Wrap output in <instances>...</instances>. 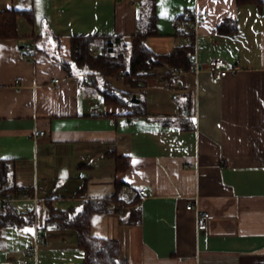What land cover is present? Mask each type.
<instances>
[{
    "label": "crops",
    "instance_id": "1",
    "mask_svg": "<svg viewBox=\"0 0 264 264\" xmlns=\"http://www.w3.org/2000/svg\"><path fill=\"white\" fill-rule=\"evenodd\" d=\"M139 8L140 0H0V11L35 17L33 23L19 17L23 39L0 40V158L11 161L10 183L33 193L15 204L18 210L37 204L46 239L37 262L83 263L75 230L42 227L50 206L67 210L117 194L125 202L140 198L141 222L125 223L111 208L93 215L92 233L116 240L129 264H264V7L157 0L158 35L147 39L155 54L182 43L177 21L184 12L207 14L196 28L200 70L178 73L169 87L159 80L170 71L166 65L142 88L111 80L145 99L147 114L130 116L129 107L104 104L61 59H69L72 36L134 34ZM223 18L237 21L236 34H218ZM30 41L35 48L27 58ZM214 57L238 72L213 84ZM165 119H189L194 128ZM36 130L45 135L35 137ZM112 151L129 158L127 171L116 172L114 158L105 156ZM85 178L86 193L78 197ZM117 181L125 184L118 189ZM196 207L210 214L204 231L197 230ZM34 238V224L2 228L0 264H21Z\"/></svg>",
    "mask_w": 264,
    "mask_h": 264
},
{
    "label": "trees",
    "instance_id": "2",
    "mask_svg": "<svg viewBox=\"0 0 264 264\" xmlns=\"http://www.w3.org/2000/svg\"><path fill=\"white\" fill-rule=\"evenodd\" d=\"M238 5L251 4L259 10L264 7V0H236ZM24 16L28 22H34V14L24 10L0 11V40L23 39L19 33L18 19ZM184 13L178 18V33L195 39V30L184 27ZM157 0H140L139 15L136 32L129 37L120 35H75L70 39L69 59H61L69 75L86 74L90 81L88 85L94 86L101 96L104 104L129 107L130 116H145L146 102L137 97L138 103L132 102L130 92L115 88L111 80H122L131 88H142L154 77L153 71L162 66H168L170 71L159 78L169 87L177 79V74L191 71L194 61L191 59L196 51L195 44H180L176 49L165 55L155 54L148 45V37L158 35ZM238 31L236 20L223 18L217 26L218 34L234 35ZM93 46H98L94 53ZM53 58H56L52 54ZM83 82L82 80H80ZM192 95L188 94L186 105L192 102ZM164 123L175 124L181 130L193 129L194 125L189 119H165ZM105 156L114 158L116 172L122 173L129 169V158L118 155L115 151ZM85 165H80L83 167ZM88 166V165H87ZM12 173L11 161L0 158V190L11 192L17 198L33 197L31 189L16 186L10 183ZM125 183L117 181L119 189ZM87 179L77 192V196L86 193ZM140 198L135 197L131 202L123 201L117 194L100 199H84L80 206L67 210H58L50 206L49 214L43 228L54 227L59 229H73L78 234V246L83 252L82 264H129L121 256L120 245L116 240L97 237L92 233V217L96 213L107 212L111 208L125 216L122 221L128 224H137L142 220L140 208L137 206ZM124 207V210L122 208ZM34 212H21L12 203L3 204L0 210V230L5 227L24 228L33 226Z\"/></svg>",
    "mask_w": 264,
    "mask_h": 264
},
{
    "label": "built area",
    "instance_id": "3",
    "mask_svg": "<svg viewBox=\"0 0 264 264\" xmlns=\"http://www.w3.org/2000/svg\"><path fill=\"white\" fill-rule=\"evenodd\" d=\"M207 16L206 13L200 12L199 10H191V11H186L184 12V21H183V26L184 27H192L194 28L196 32V28L199 24V21L202 18H205ZM196 35V34H195ZM196 37V36H195ZM182 44H187V43H194L195 48H196V38L192 39L187 36L182 35ZM214 40H212V43ZM24 48V56L27 58H30V53L34 51L35 48V43L33 41H30L26 43V45L23 47ZM98 50V46H93L92 51L95 53ZM191 59L194 61V65L192 70L195 73H198L200 68L198 67L196 63V51L193 55H191ZM238 68L235 66H230L226 60H224L221 57H214L213 59L210 60L209 62V71L211 74V82L213 84H216L220 82L223 78L236 74L238 72ZM83 77V82L85 84H88L90 79L86 74H81ZM54 82H58V80H55ZM101 107V104L98 103L95 106L91 108V113H98L99 109ZM45 132L44 131H35L34 136L39 137V136H44ZM141 194H146L147 193V187H142L140 190ZM24 198H17L15 197L11 192H3L0 190V210L3 206V204L6 203H12V204H17ZM188 209L194 208L192 204H188L186 206ZM38 208L37 204L35 202L34 207L31 210L27 209H22L21 212H29L33 211L34 212V228H35V238H34V243L32 246H30L25 254L26 258L21 262V264H38L37 262V254L38 250L41 246L46 245V239L45 237L40 234V226L38 224L37 220V214H38ZM196 210V227L198 231H204L207 229L208 226V219L210 217V214L208 211L199 209L198 207L195 208Z\"/></svg>",
    "mask_w": 264,
    "mask_h": 264
},
{
    "label": "water",
    "instance_id": "4",
    "mask_svg": "<svg viewBox=\"0 0 264 264\" xmlns=\"http://www.w3.org/2000/svg\"><path fill=\"white\" fill-rule=\"evenodd\" d=\"M140 100L136 97V95L132 96V102L138 103Z\"/></svg>",
    "mask_w": 264,
    "mask_h": 264
},
{
    "label": "rangeland",
    "instance_id": "5",
    "mask_svg": "<svg viewBox=\"0 0 264 264\" xmlns=\"http://www.w3.org/2000/svg\"><path fill=\"white\" fill-rule=\"evenodd\" d=\"M18 206H22L23 204L17 203ZM26 255V254H25Z\"/></svg>",
    "mask_w": 264,
    "mask_h": 264
}]
</instances>
